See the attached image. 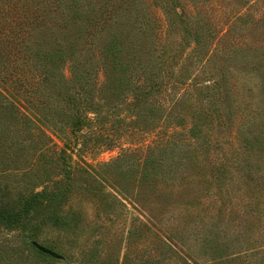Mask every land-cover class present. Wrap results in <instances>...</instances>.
I'll return each instance as SVG.
<instances>
[{"label":"rangeland","instance_id":"1","mask_svg":"<svg viewBox=\"0 0 264 264\" xmlns=\"http://www.w3.org/2000/svg\"><path fill=\"white\" fill-rule=\"evenodd\" d=\"M77 1L83 11H94L100 16L99 20L117 10L120 17L114 15L115 23L107 32H96L91 24L92 38L99 34L98 41L106 40L110 31L130 34L127 24L134 20L138 9L150 4L149 0ZM154 1V10L160 13L159 1ZM180 1L185 4V13L170 18L161 15L159 21L165 23L162 38L172 43L166 44L172 61L186 63L185 68L176 72V79L186 83L197 73V81L207 80L206 76L210 75L221 81L220 87L226 91L233 109V114L224 118L227 131H220L216 120L208 127L206 122L201 124L202 120L189 117L191 102H187L182 108L186 115L183 124L189 126L199 121L200 133L209 140L204 156L200 152L194 160L179 167L171 164L175 157L167 158L168 172L162 168L153 180L138 188L127 180L123 193L115 185L116 169H108L102 173L107 181L100 182L101 196L82 179L83 175L74 172L75 189L63 207L70 226L44 225L40 215L32 217L22 228L0 225V264H139L142 260L182 264L175 258L163 259L160 242L168 244L187 264H264V0H251L250 4L245 0ZM120 5L123 8L119 9ZM122 9L126 12L122 13ZM236 15H244L246 19L234 21ZM230 22L232 25L228 26ZM220 32L224 38L215 45L212 60L206 62L205 75L197 72L194 63L190 65L188 60H182L194 44V34L202 41L196 51L201 57L211 42L215 44ZM72 41L75 49L80 47L81 41ZM97 51L95 44L90 57L95 65L89 78L93 87L100 88V91L94 89L92 97L102 105V110L96 116L88 115L94 121L78 136L77 147L66 153L72 170L96 173L99 165L115 161L124 152L143 154L156 138L155 132L141 131L144 118L135 109L107 98L111 76L100 65ZM189 59L194 61L193 57ZM138 78L132 81L139 82ZM207 104L203 102L202 106ZM221 107L226 111L224 103ZM0 128L5 145L0 156L4 162L0 164V190H8L9 198L13 199L28 181L37 184L35 188L40 190L47 180L59 178L57 170H53L47 177L31 180L41 171L38 165L30 167L34 153L28 137L13 132V124L4 114H0ZM48 135L51 144L61 146L57 138ZM251 136L259 139V145L243 151L241 139ZM103 138L108 144L96 145ZM13 143L19 145L7 148ZM12 157L17 159L15 164L10 162ZM212 165L213 169H219L216 173L210 172ZM135 167L134 158L129 157L122 160L117 170ZM139 222L147 229L139 226L138 232L127 239L126 231ZM204 240L218 251L204 247ZM40 247L51 254L41 252Z\"/></svg>","mask_w":264,"mask_h":264},{"label":"trees","instance_id":"2","mask_svg":"<svg viewBox=\"0 0 264 264\" xmlns=\"http://www.w3.org/2000/svg\"><path fill=\"white\" fill-rule=\"evenodd\" d=\"M130 1L138 3L145 0ZM150 1L143 10L138 9L134 20L127 24L126 29L131 35L110 31L106 40L98 41L99 34L92 38L91 24L96 32H107L115 23L113 17L117 10L110 11L99 20L100 16L97 17L94 11H83L77 0H0V114L8 116L13 132L25 133L29 139L28 145L34 153L30 167L38 165L41 171L31 180L47 177L53 170H57L59 176L57 180L44 182L40 190H36L37 184L28 181L23 190L16 191L13 199L9 198L8 190H0V225L9 229L22 228L32 217L40 215L44 225L69 227L63 207L75 189L72 186L74 172L83 175L82 179L101 196L100 182L107 181L102 173L108 169H116L113 171L117 178L115 185L123 193L124 184L129 183L127 180L134 188L153 180L159 170L166 169L167 158L175 157L171 164L179 167L194 160L200 152L204 156L209 140L200 133L199 121L191 122L189 126L183 124L186 115L182 108L187 102H191L189 117L202 120L201 124L206 122L208 127L216 120L220 131H227L224 118L233 114V109L226 91L220 87L221 81L212 75L206 76L207 80L197 81V73L189 82L177 81L176 72L185 68L186 63L172 61L166 45L172 43L162 38L165 23L159 22L160 16L180 17L186 10L184 2L158 0L157 10H162L160 14L154 10L156 1ZM121 8L122 5L119 6ZM123 12L126 11L122 9ZM122 15L124 17L125 13ZM245 19L244 15H236L233 20L242 22ZM231 25L232 22L228 24ZM223 38L220 32L214 39L215 44L211 42L209 49L199 57L196 51L202 46V41L194 34V44L182 60H188L190 65L194 63L197 72L204 74L206 62L212 60L215 45L220 44ZM73 39L81 41L79 48L75 49ZM95 44H98L100 65L111 76L107 98L135 109L144 118L141 131L156 134L155 143L143 154L124 152L115 161L99 165L98 173L79 168L72 170L66 161V153L77 147L82 130L94 121L88 115L96 116L102 110V105L92 97L94 89L100 91V88L93 87L89 78L95 65L90 58ZM262 68L264 70V59ZM134 77L139 82L132 81ZM203 102L208 104L203 107ZM223 103L226 111L221 107ZM105 105L111 107L110 104ZM203 109L206 111H201ZM1 131L0 128V156L5 148ZM48 134L57 138L61 146L57 148L51 144ZM259 143L256 136L242 138L241 148L251 151ZM107 144L108 140L103 138L96 145ZM18 145L13 143L7 148ZM129 157L134 158L136 167L117 170L122 160ZM16 161L14 157L10 159L13 164ZM3 163L0 159V164ZM211 168V173L219 170L213 169V165ZM108 195L116 201L115 197ZM139 226L147 229L144 224H137L126 231V238L134 236ZM29 238L34 239V236L29 234ZM203 242L204 247L211 245L208 240ZM158 247L163 259H177L187 264L168 244L160 242ZM210 247L218 251L214 245ZM153 261L142 260L139 264H159L158 260Z\"/></svg>","mask_w":264,"mask_h":264},{"label":"water","instance_id":"3","mask_svg":"<svg viewBox=\"0 0 264 264\" xmlns=\"http://www.w3.org/2000/svg\"><path fill=\"white\" fill-rule=\"evenodd\" d=\"M39 250H40L41 252H43V253L51 254V252L48 251L47 249H44V248H41V247H40Z\"/></svg>","mask_w":264,"mask_h":264}]
</instances>
